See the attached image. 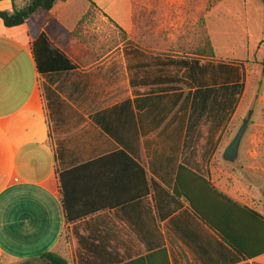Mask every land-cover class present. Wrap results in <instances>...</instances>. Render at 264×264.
Segmentation results:
<instances>
[{"label":"crops","instance_id":"1","mask_svg":"<svg viewBox=\"0 0 264 264\" xmlns=\"http://www.w3.org/2000/svg\"><path fill=\"white\" fill-rule=\"evenodd\" d=\"M90 1L100 11L76 37ZM90 1L59 2L17 27L0 19V264L49 252L69 264H264V175L244 178L242 145L236 164L223 160L252 62L236 57L264 54L261 0H221L207 12L213 58L160 27L136 36L133 0ZM0 2L8 12L27 3ZM43 33L80 68L40 74L31 45ZM181 167L229 198L188 187L239 251L185 198L160 217L151 185L173 194ZM62 174L72 214L92 213L69 226Z\"/></svg>","mask_w":264,"mask_h":264},{"label":"trees","instance_id":"2","mask_svg":"<svg viewBox=\"0 0 264 264\" xmlns=\"http://www.w3.org/2000/svg\"><path fill=\"white\" fill-rule=\"evenodd\" d=\"M27 1L26 5L21 8L17 9L14 7L13 12L2 11L0 9V19L4 22V25L8 28L17 27L25 24L28 22L34 13L37 10H44L50 11L54 8V6L59 2H64L66 0H25ZM90 1V0H89ZM205 1V7L203 8V14L200 20L198 21V25L200 30L197 32V36L199 37V44L200 46H204L205 55L204 57L213 58L214 57V48L210 41L208 30L206 28L205 23V15L207 12L212 10L218 2L221 0H199V5ZM262 4L264 5V0H261ZM90 9L85 17L80 21L77 29L75 30L74 34L76 37H79L80 31L83 29L85 22L90 17L95 16L100 9L96 6L95 3L90 1ZM144 10V2L142 0H133V13H134V26L136 31V36L139 33L140 23L137 21V13H141ZM264 44V41L263 43ZM31 50L33 52L38 72L42 75L46 74H53L59 72H69L74 71L80 68L78 64L73 62L63 51H61L50 39V37L46 34H41L39 37L32 43ZM264 66V62L262 63ZM141 170L142 175H145L144 170ZM185 174L189 175L188 178L189 184L184 185L182 184V180L185 179ZM60 181L62 185V204L64 208L66 224L69 226L71 223L76 222L77 220H81L86 218L92 213H87L85 215H73L72 210L70 208V197L67 190L66 179L65 176L62 174L60 175ZM193 186L199 190H203V193L206 197H215L217 199L230 201L229 198L220 193L217 189H215L212 184H210L207 180L200 177L199 175L193 173L192 171L181 167L179 170V174L177 177V185L176 189L173 194L169 193L165 188H163L157 182H153L151 185V190L155 193V199L157 202V208L159 210L160 217L163 220L171 217L179 210L183 208V203L181 202V198L187 199L193 210L202 218V220L208 224L214 231H216L222 239H224L230 246L235 248L239 251V248L235 244V242L229 238L227 233L222 231L217 223L213 221L199 205V200L197 198H193L189 195L188 187ZM150 189V188H149ZM148 189V193L150 190ZM204 198L200 196V199ZM162 254L166 255L164 251L161 252ZM43 258L48 259L52 264H69L65 259L60 257L55 253H46L43 255ZM143 261V260H142Z\"/></svg>","mask_w":264,"mask_h":264},{"label":"rangeland","instance_id":"3","mask_svg":"<svg viewBox=\"0 0 264 264\" xmlns=\"http://www.w3.org/2000/svg\"><path fill=\"white\" fill-rule=\"evenodd\" d=\"M156 1L159 3L162 0ZM0 4L3 8L5 7L4 2H0ZM202 14L203 8L199 5V0H179L177 6L173 7L166 5L162 8L158 5L156 8L144 7L141 13H137V21L140 23L139 30L153 31L160 27L159 29L163 33H177L180 42L186 39L189 44L198 45L197 32L200 28L196 26ZM99 21H101V17ZM99 24L101 27L104 26L100 22ZM135 31L138 32V30ZM252 48L254 47L252 46ZM236 58L253 62H248L246 70L247 95L239 113L242 116L240 126L244 120L251 116V124L242 144L244 159L242 167L250 171V174H244V178L262 179L264 175V66L254 61L264 60V54L255 51L250 56L243 54ZM240 126L237 125L233 130H238Z\"/></svg>","mask_w":264,"mask_h":264},{"label":"water","instance_id":"4","mask_svg":"<svg viewBox=\"0 0 264 264\" xmlns=\"http://www.w3.org/2000/svg\"><path fill=\"white\" fill-rule=\"evenodd\" d=\"M250 120H251V116H249L246 120L243 121L242 125L238 129L233 140L227 147L223 155V160L225 162L230 164H236L238 162L241 145L251 124ZM18 264H52V263L48 259L40 258V259H30Z\"/></svg>","mask_w":264,"mask_h":264}]
</instances>
